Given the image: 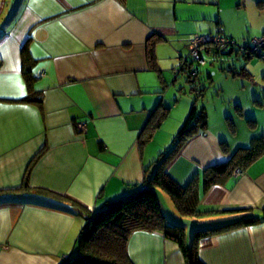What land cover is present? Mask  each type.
Masks as SVG:
<instances>
[{
    "label": "crops",
    "instance_id": "1",
    "mask_svg": "<svg viewBox=\"0 0 264 264\" xmlns=\"http://www.w3.org/2000/svg\"><path fill=\"white\" fill-rule=\"evenodd\" d=\"M219 26L236 40L264 34V0H0V264H71L85 252V218L142 187L170 149L195 100L170 69L189 37ZM215 69L200 68L204 127L165 166L200 214H180L156 189L187 246L195 229L264 209V153L205 185L207 168L264 135V62ZM196 251L203 264H264V221L203 236ZM125 252L131 264H187L161 231H133Z\"/></svg>",
    "mask_w": 264,
    "mask_h": 264
},
{
    "label": "trees",
    "instance_id": "2",
    "mask_svg": "<svg viewBox=\"0 0 264 264\" xmlns=\"http://www.w3.org/2000/svg\"><path fill=\"white\" fill-rule=\"evenodd\" d=\"M260 37H264V34ZM228 38L233 40L235 45H231L228 50L211 47L208 53L210 63H223L231 55H233V58L239 56L245 58L258 57L264 60V47H261L259 51L253 49L252 39L254 38L245 40H236L230 36ZM151 40L150 37L148 40L149 57L152 55ZM236 43L244 44L245 48L239 49ZM26 60L30 61V58L24 54L23 61ZM179 65L181 66V71L180 73H175V77L181 73L186 75V80L191 84L195 100L183 124L176 132L170 149L156 162L154 170L145 177L142 187L112 201L102 210L93 212L85 218V224L79 238L80 246L85 252L76 255L70 261L71 264H131L125 252V243L129 235L135 230L161 231L167 238L179 246L187 264H203L197 256L196 243L198 239L238 226H249L264 221V209H262L259 216L247 214L226 222L195 229L193 243L191 246H187L185 244L183 226L177 222H167L162 214L156 193L157 188L163 189L170 196L176 210L180 214H200L196 209L197 197L189 184L180 187L165 171V166L169 159L179 150L196 125L199 124V127H204L206 122L205 112L203 109L198 110L196 106V100L203 93V88L198 86L200 68L205 66L206 62L203 65H199L195 61L187 59L184 63L181 60ZM29 68L28 65L24 69L23 74L26 83L30 87L31 76ZM221 69L226 70L227 68L222 67ZM162 116H164V113H162ZM254 141L252 147L236 151L232 159L207 168L205 185L216 175L232 169L234 170L237 166L243 169L244 165L249 164L261 153H264V135L256 138ZM241 152L243 153L242 156ZM235 164L236 166H234ZM79 242L78 245L80 244Z\"/></svg>",
    "mask_w": 264,
    "mask_h": 264
},
{
    "label": "built area",
    "instance_id": "3",
    "mask_svg": "<svg viewBox=\"0 0 264 264\" xmlns=\"http://www.w3.org/2000/svg\"><path fill=\"white\" fill-rule=\"evenodd\" d=\"M253 49L259 51L261 47H264V37H258L252 39ZM188 44L190 47L188 57L190 60L195 61L199 65L205 64V55H208L210 48L214 47L220 50H228L231 45H235L234 41L229 39L228 36L224 33L223 27L219 26L213 34L206 35H193L188 38ZM236 46L239 49H244V44L236 43ZM187 57L182 58V62L187 61ZM175 73H180L181 66L174 68ZM77 128L86 131L85 125L78 123ZM240 169L234 171L235 174L240 173Z\"/></svg>",
    "mask_w": 264,
    "mask_h": 264
},
{
    "label": "rangeland",
    "instance_id": "4",
    "mask_svg": "<svg viewBox=\"0 0 264 264\" xmlns=\"http://www.w3.org/2000/svg\"><path fill=\"white\" fill-rule=\"evenodd\" d=\"M247 9H250V8H247ZM244 33V32H243ZM261 36V32H259V34H257V36H254V37H256V38H258V37H260ZM253 37H251V38H249V39H252ZM189 50H190V47H189V45H188V48H187V51H186V53L183 55V57H187L189 60H190V57H188V54H189ZM230 58H233V55H231L230 56ZM210 56L209 55H205V60H206V65L205 66H203V68L204 69H210L211 71H212V69L214 70V68H216V69H218L219 68V66L221 65V63L220 62H216L215 63V65H210L211 63H210ZM254 59L255 60H258V61H262V62H264V60H262L261 58H258V57H254ZM195 65V64H194ZM176 67H178V64H176V66L175 67H172L171 69H170V71H171V73H172V77H175V72L173 71L174 70V68H176ZM202 69V68H201ZM215 69V70H216ZM219 72V71H218ZM182 74V73H181ZM180 74V75H181ZM181 78H182V76H181Z\"/></svg>",
    "mask_w": 264,
    "mask_h": 264
}]
</instances>
